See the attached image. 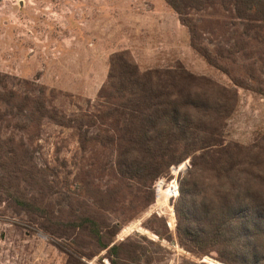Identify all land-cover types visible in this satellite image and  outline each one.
<instances>
[{
    "label": "rangeland",
    "instance_id": "rangeland-1",
    "mask_svg": "<svg viewBox=\"0 0 264 264\" xmlns=\"http://www.w3.org/2000/svg\"><path fill=\"white\" fill-rule=\"evenodd\" d=\"M188 18L213 54L218 47L230 50L220 61L228 74L191 49L187 29L163 0H0V76L6 90L17 96H34L42 87L48 108L75 117L103 109L97 96L106 85L111 54L126 51L140 71L181 64L194 76L236 90L221 140L210 151L232 145L251 150L240 156L253 158L242 164L246 171L264 138V30L245 31L233 11L220 5L190 10ZM24 121L23 115H7L0 140L15 147L19 177L34 176L32 184L18 180L17 188L45 212L42 217L17 211L0 198V264H65L68 256L55 245L69 240L49 233L52 220L68 222L81 213L100 216L113 226L112 244L139 247L138 259L129 264H209L204 258L224 264L214 251L203 255L180 245L174 202L188 166L177 172L180 165H172L153 183L147 177L128 178L116 168L118 147L109 141L114 138L111 122L84 127L82 148L71 128L47 120L27 131L15 127ZM5 152L3 148L0 155ZM190 158L181 165H188ZM10 171L7 165L0 174ZM256 173L264 183V169ZM200 177L199 183H207L201 186L205 196L216 201L218 180L206 172ZM229 177L234 182L239 176ZM175 185L177 195L169 197ZM68 250L81 264H110L106 250Z\"/></svg>",
    "mask_w": 264,
    "mask_h": 264
},
{
    "label": "trees",
    "instance_id": "trees-1",
    "mask_svg": "<svg viewBox=\"0 0 264 264\" xmlns=\"http://www.w3.org/2000/svg\"><path fill=\"white\" fill-rule=\"evenodd\" d=\"M163 1L187 29L191 49L209 66L226 74L228 69L220 61L230 56V50L218 47L213 54L197 25L188 18V12L220 5L227 12L233 11L245 31L264 30V0ZM235 81L236 86H241ZM97 98L103 107L98 114L67 117L46 106L42 87L34 96H17L6 90L0 76V131L7 115H23L26 121L15 123L19 130L39 128L41 122L47 120L73 129L84 148L82 133L87 132L84 127L105 125L109 121L114 130V138L109 141L118 147L116 168L119 174L133 179L147 177L152 183L170 166L181 165L191 157L174 202L180 245L203 255L214 251L224 264H264V192L261 190L264 183L256 173L264 169V138L263 143L255 146L258 149L256 160L246 171L241 170L242 164L253 158L248 155L242 160L240 156L251 150L232 145L210 151L220 142L223 122L234 109L237 98L234 88L227 89L209 78L194 76L181 64L140 71L129 53L120 51L110 55L106 85ZM96 137L98 139V135ZM3 148L6 152L0 155V169L4 171L10 165L12 171L6 176L0 174V198L3 196L17 211L34 212L43 217L45 210L17 188L18 180L32 184L34 176L29 173L30 177H25L23 173L20 178L15 147L0 140V154ZM196 152L199 154L195 155ZM204 172L219 182L216 201L205 196L201 186L207 183H199ZM231 173L239 176L234 182L230 181ZM222 180L227 186L221 185ZM259 183H263V187ZM51 227L49 233L54 238L69 240V243L55 245L68 256L65 264H81L68 250L75 247L106 250L110 264H129L138 259V246L112 244L115 229L100 216L81 213L68 222L52 220ZM204 260L219 264L209 258Z\"/></svg>",
    "mask_w": 264,
    "mask_h": 264
},
{
    "label": "built area",
    "instance_id": "built-area-1",
    "mask_svg": "<svg viewBox=\"0 0 264 264\" xmlns=\"http://www.w3.org/2000/svg\"><path fill=\"white\" fill-rule=\"evenodd\" d=\"M177 169H178V171L177 172H180V171H182V172H184V171H186V169H187V165L186 166H184V165H180L179 167H177ZM183 169V170H182ZM188 170V169H187ZM181 172V173H182ZM170 194L168 195L169 197H175V195H177V186L175 185V186H171L170 187Z\"/></svg>",
    "mask_w": 264,
    "mask_h": 264
}]
</instances>
